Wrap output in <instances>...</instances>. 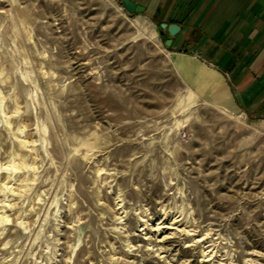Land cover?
<instances>
[{"label": "rangeland", "instance_id": "374dc122", "mask_svg": "<svg viewBox=\"0 0 264 264\" xmlns=\"http://www.w3.org/2000/svg\"><path fill=\"white\" fill-rule=\"evenodd\" d=\"M226 86L123 0H0V264H264V118Z\"/></svg>", "mask_w": 264, "mask_h": 264}, {"label": "crops", "instance_id": "0c3cea01", "mask_svg": "<svg viewBox=\"0 0 264 264\" xmlns=\"http://www.w3.org/2000/svg\"><path fill=\"white\" fill-rule=\"evenodd\" d=\"M133 1L159 22L164 46L169 35L160 24L181 27L166 51L218 69L237 106L247 116L264 118V0Z\"/></svg>", "mask_w": 264, "mask_h": 264}, {"label": "water", "instance_id": "95a60500", "mask_svg": "<svg viewBox=\"0 0 264 264\" xmlns=\"http://www.w3.org/2000/svg\"><path fill=\"white\" fill-rule=\"evenodd\" d=\"M124 7L130 12H145L146 7L136 3L133 0H123ZM162 29H166L169 35V38L165 41V46L170 47L173 42V38L179 33L181 27L178 24H168L167 22H162L160 24Z\"/></svg>", "mask_w": 264, "mask_h": 264}, {"label": "bare ground", "instance_id": "6f19581e", "mask_svg": "<svg viewBox=\"0 0 264 264\" xmlns=\"http://www.w3.org/2000/svg\"><path fill=\"white\" fill-rule=\"evenodd\" d=\"M162 226V225H161ZM161 230H162V228H161Z\"/></svg>", "mask_w": 264, "mask_h": 264}]
</instances>
